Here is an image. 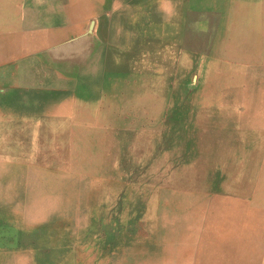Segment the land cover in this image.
Instances as JSON below:
<instances>
[{"label": "rangeland", "instance_id": "374dc122", "mask_svg": "<svg viewBox=\"0 0 264 264\" xmlns=\"http://www.w3.org/2000/svg\"><path fill=\"white\" fill-rule=\"evenodd\" d=\"M0 264H264V0H0Z\"/></svg>", "mask_w": 264, "mask_h": 264}]
</instances>
